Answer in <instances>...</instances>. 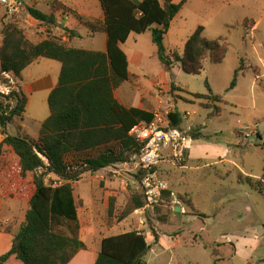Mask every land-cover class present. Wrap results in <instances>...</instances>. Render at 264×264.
Here are the masks:
<instances>
[{"label":"rangeland","instance_id":"374dc122","mask_svg":"<svg viewBox=\"0 0 264 264\" xmlns=\"http://www.w3.org/2000/svg\"><path fill=\"white\" fill-rule=\"evenodd\" d=\"M21 1L23 6L19 12L3 10L0 15V47L3 28L16 22L31 43L66 37L72 45L75 37L69 38L65 31L68 28L77 35L81 34L88 48L105 49V40L89 41L90 33L74 13L90 17L62 0ZM64 1L70 3L69 0ZM96 2L89 0L90 8H86L95 16L102 9ZM61 3L70 12H63L59 8ZM29 7L55 14L56 24L36 21L28 13ZM235 25L238 26L231 28ZM200 26L205 28L206 39L227 38L230 47L222 64L207 61L199 76L185 74L176 64L171 69L163 68L150 34H133L127 44L131 56L139 48L147 58L131 65L132 73L140 77L144 91L132 83H125L121 89L125 103H129L138 90L149 97L158 95L154 83L165 70V83L174 87L163 99V111L178 112L184 120L182 128L186 131L192 128L191 131L203 137L191 143L187 168H184L187 163L185 157L173 159L174 162L165 160L160 165L159 173L167 182L172 197L163 199L155 209L144 207L137 210L123 221L119 220L120 216L130 205L131 196L139 193L141 187L134 162L106 171L87 172L80 182L72 185L78 205L81 238L92 252L100 250L103 236L137 229L146 236L152 233V248L144 256L148 264H264V150L258 146L264 141L257 138V133L264 137V0H189L184 14L171 25L165 46L183 55L187 40ZM242 60L248 72L239 77L236 88L231 90L235 71ZM0 79H9L13 88L21 86L23 92L27 86L23 79L19 81L11 74ZM206 81L213 93L225 102L216 104L222 108L217 118L210 115L215 111V104L208 100L197 101L187 93L208 94ZM0 92L7 95L10 89L0 83ZM166 100H171V104L165 103ZM208 106L213 108L207 109ZM42 107L43 116L37 121L26 118L30 138L38 137V130L50 115L48 98L35 95L32 108L41 112ZM187 113L191 116H186ZM162 114L168 117L166 113ZM9 130L13 136L25 133L22 120H17ZM13 163L10 171L16 174V163ZM102 175L107 179L104 181L106 186L118 189L121 195L115 198L112 217H109V206L104 201V184L100 185ZM241 175L253 177L255 187L241 183ZM11 178L8 174L0 175V233L14 235L30 205L28 199L9 198L6 192ZM46 183L56 186L60 181L54 175H48ZM177 206L182 208L180 216L175 214ZM6 244H10L9 241L3 240L0 248ZM213 251L220 252L218 258ZM5 252L0 251V254ZM6 264H16V260Z\"/></svg>","mask_w":264,"mask_h":264},{"label":"trees","instance_id":"16d2710c","mask_svg":"<svg viewBox=\"0 0 264 264\" xmlns=\"http://www.w3.org/2000/svg\"><path fill=\"white\" fill-rule=\"evenodd\" d=\"M174 1L101 0L103 19L74 13L91 35H106V52L75 48L70 41L57 38L31 43L16 22L3 28L0 77L11 74L21 81L24 71L40 59L57 61L62 68L58 84L48 98L50 116L42 123L37 138H30L23 132L17 136L9 133V127L26 114L28 97L21 86L12 87L7 95L0 92V133L3 136L0 175L12 176L6 192L9 198L28 199L30 205L10 250L0 255V264H6L12 257L23 264H70L80 252L88 250L80 238L78 205L72 185L80 182L87 172L96 173L135 162L134 156L142 154L145 143L131 136L130 131L142 121L151 123L155 119L153 114L139 108V94L130 108L122 105L115 96V91L132 78L128 56L122 49L132 33L151 32L160 62L167 69L179 65L187 75L199 76L207 61L222 64L226 59L230 47L227 38L208 40L204 37L203 26L189 37L183 55L165 46L172 22L189 0ZM59 8L70 12L62 3ZM3 10L9 13L0 2V15ZM28 13L44 24L55 25L57 22L53 13L47 14L33 7L28 8ZM65 31L69 38L77 36L72 29L65 28ZM247 72L242 60L235 71L231 90L236 88L239 77ZM206 87L208 94L187 93L197 101L208 100L215 106L225 103L221 96L213 93L208 81ZM218 105L214 107V113H210L212 118L221 115L222 108ZM167 118L171 128L184 131L183 119L178 112L168 113ZM188 134L193 140L201 138L194 131H188ZM257 138L264 141L261 133H257ZM258 146L264 150V143ZM12 163H16V174L10 171ZM138 174L140 192L131 196V203L120 221L147 205L142 187L144 173L138 170ZM48 175H54L60 184H47ZM240 182L255 187L253 177L241 175ZM166 197H172L169 189L164 192L163 199ZM115 198H110L109 217L114 215ZM1 200L0 193V209ZM151 234L146 236L136 229L104 238L95 264H148L144 254L152 248ZM153 234L157 239L156 233ZM219 253L213 251L217 258Z\"/></svg>","mask_w":264,"mask_h":264},{"label":"crops","instance_id":"0c3cea01","mask_svg":"<svg viewBox=\"0 0 264 264\" xmlns=\"http://www.w3.org/2000/svg\"><path fill=\"white\" fill-rule=\"evenodd\" d=\"M62 1L65 4H68L69 7L73 8L74 10H78L79 13H81L83 15H86L87 17H90V18H102V19L104 18V11H103V9H101L100 13H98L96 16L95 15H92L91 12H89V11L86 10V8H90L89 0H69L70 3L69 2H65L64 0H62ZM181 1L182 0H175L174 2L175 3H180ZM96 3L98 4V6L99 5L101 6V0H97ZM101 8H102V6H101ZM182 14H184V9L174 19V21L179 16H182ZM174 21L172 22V24L174 23ZM133 34H135V33H132L131 36H130V38L128 39V41L125 44L122 45V49L124 50V52L128 56V60H129V72L132 75L131 80L130 81H127V82L132 83L133 86L138 87L139 89H142V91H144L143 90V87H142L141 79H140V77L138 75L132 73L131 65L132 64H135V63H140V62L144 61L145 58H147V55L143 52V50H141L139 48L133 51L134 54H132V56L129 54V52L127 50V44L129 42V40L132 38ZM147 34H150V36L152 38V33L151 32H146V33L141 34V35H145L146 36ZM101 35L102 36H105V38L103 39V37ZM137 35H139V34H137ZM98 38H100V39H98ZM63 39L65 41H68V42L70 41L66 37H64ZM88 39H89L90 42H94L96 40H99L100 42H102V41L105 40V43H106L105 49H102L101 48V50H97L95 48H88L87 41H86V39L81 34L80 35H77L75 37V40L71 41V43H72V46L75 47V48L92 50V51H100V52H106L107 51V37H106L105 34H96V35H91L90 34L88 36ZM157 52H158V48H157ZM162 67L165 68L163 64H162ZM61 68H62L61 63H59L57 61L48 60V59H40L39 61H37L36 63H34L31 67H29L26 71H24L22 78H23V81L25 82V84L27 83V86L24 87V89H25L24 92L26 93V95L28 97V105H27V109H26V114H25L24 118L22 119V126H23V130H24V132H25V134L27 136H30L28 134L30 128L27 126V123H26L27 116L28 117H31L33 120L37 121V119H39L40 117H42L43 116V113H44L43 107L41 108V112H39L35 108H32L33 98H34L35 95H39L41 97L49 98V95L51 94V92L53 91V89L58 84L59 76H60V73H61ZM166 77H167V72L165 70H163L160 73V77L158 78V80H156L155 83H154V87H155L156 91L158 92L157 93L158 95H155V96L152 95L151 97H149V96L143 94L140 90H138V91L135 92L134 98L129 103H125L124 96H123V92H121V89L123 88L122 86L125 83H127V82H125L119 89H117L115 91V96H116V98L119 100V102L122 105H124L127 108H130L132 106V104H133V101H134L136 95L139 94L140 95L139 108L141 110H144L146 112H149L150 114H153L154 116L157 113L161 114L162 116H163L162 113H166V115H168V113L175 112V111L174 110L163 111L161 105L164 104L163 99L167 95H169L168 93L172 91L174 85L169 87L168 84L165 83ZM176 87H179V86H176ZM161 97H163V98H161ZM171 102H172L171 100H166L165 103L171 104ZM186 116H191V114L190 113H187ZM167 121H168V118L163 116V122H164L165 125H166ZM40 123H42V122H40ZM183 125H184V120H183L182 126ZM191 130H193V129L190 128L189 131H191ZM256 130L258 131V129H256ZM38 131L40 132V130H38ZM9 132H10V130H9ZM201 137H203V136L201 135ZM2 141H3V136L0 133V144L2 143ZM190 149H191V147H190ZM186 155H187V157L185 156V158L187 159V163L184 164V168H187L188 167L189 159L191 158L190 150H188L186 152ZM108 169H105L104 171H106ZM105 180H107V179L102 175L101 180H100V185L104 184V190H105V199H104V201L106 202V204H107L106 206L108 207L109 206L110 198L111 197L118 198L119 195H120V193H119L118 189L107 187L106 184H105V182H104ZM29 209H30V207H29ZM28 210H27V212H28ZM25 217H26V214H25ZM25 217H24V221H25ZM19 231H20V229H18L17 231H15L16 233L14 235L0 233V242H3V240H7L10 243V244H6L4 247H1L0 248V251H3V252L6 251V252H8L10 250V248L12 246V242H13V237ZM129 231L130 230H127L125 232H121L119 234H112V235H108L107 234L106 236H103L102 241L106 237L120 235V234H123V233H127ZM81 236H82V231L80 233V238H81ZM81 240H82V238H81ZM102 241H101V248H102ZM101 248H100V250H97L96 252L90 251L89 248H88L87 251L80 252L74 258V260L70 264H95V262L97 260V257H98V255H99V253L101 251ZM0 255H2V254H0ZM10 260H16V264H23L22 262L19 263L20 261L17 262L18 260L16 258H14V257H12Z\"/></svg>","mask_w":264,"mask_h":264},{"label":"built area","instance_id":"2783aa9c","mask_svg":"<svg viewBox=\"0 0 264 264\" xmlns=\"http://www.w3.org/2000/svg\"><path fill=\"white\" fill-rule=\"evenodd\" d=\"M0 2L8 8L9 13H17L23 6L21 0ZM130 135L145 143L142 154L134 156V163L136 168L144 173L142 187L147 199L146 208L155 209L163 200L164 192L169 189L167 182L159 173L160 165L165 160H182L190 150L193 138L188 131L171 128L168 121L165 125L163 116L159 113L155 115L153 122L142 121L137 124L130 131ZM246 136L249 137V134Z\"/></svg>","mask_w":264,"mask_h":264},{"label":"water","instance_id":"95a60500","mask_svg":"<svg viewBox=\"0 0 264 264\" xmlns=\"http://www.w3.org/2000/svg\"><path fill=\"white\" fill-rule=\"evenodd\" d=\"M0 83L5 84L8 87V89H11L12 88V84H11V82H10L9 79H5V80H1L0 79ZM181 211H182V208L180 206H177L176 209H175V214L178 215V216H180L181 215ZM149 250H150V248L148 249V251ZM147 252L144 254V256L147 254Z\"/></svg>","mask_w":264,"mask_h":264}]
</instances>
